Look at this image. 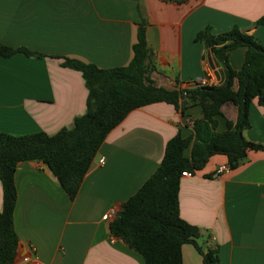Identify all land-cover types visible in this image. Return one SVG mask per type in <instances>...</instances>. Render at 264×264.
Listing matches in <instances>:
<instances>
[{"label": "crops", "instance_id": "crops-1", "mask_svg": "<svg viewBox=\"0 0 264 264\" xmlns=\"http://www.w3.org/2000/svg\"><path fill=\"white\" fill-rule=\"evenodd\" d=\"M262 16L264 0H0V43L42 55L0 56V132L72 128L86 112L88 88L80 71L62 65L63 57L101 68L126 66L143 19L156 66L152 79L184 90L216 76L206 56L210 50L196 40L204 27L220 34L236 26L264 46V26L256 23ZM246 50L229 53L234 70L242 68ZM222 111L219 132L238 117L232 102ZM201 117L200 105L183 109L181 101L179 107L160 101L132 110L99 147L74 199L46 163L19 162L14 222L20 243L12 264H22L25 256L27 264H145L112 235L106 214L122 209L158 169L167 142L179 131L193 135V122ZM249 118L245 137L264 144V105L257 98ZM222 164L227 156L216 154L192 177H182L180 215L200 229L204 247L219 248L220 264H264V150H249L241 164L217 175ZM182 252L183 264H203L193 244Z\"/></svg>", "mask_w": 264, "mask_h": 264}, {"label": "trees", "instance_id": "trees-1", "mask_svg": "<svg viewBox=\"0 0 264 264\" xmlns=\"http://www.w3.org/2000/svg\"><path fill=\"white\" fill-rule=\"evenodd\" d=\"M177 4L189 0H171ZM264 26V16L256 21ZM133 57L126 66L101 68L80 59L63 57L62 65L80 71L88 88L85 114L75 118L72 128L55 134L38 131L13 135L0 132V181L3 208L0 211V264L15 261L20 239L14 213L18 199L15 173L21 161L46 163L71 199H74L88 173L99 147L112 129L134 109L165 101L179 107L200 105L203 117L193 122L194 133L179 131L166 145L164 157L154 174L134 193L110 222L112 235L139 252L145 264H183V246L193 244L203 257V264H220L219 248L203 246L200 229L180 215L179 191L183 171L203 169L210 158L224 154L231 169L241 164L249 150H264V144L248 140L244 131L250 127L249 110L257 98L264 105V46L254 36L233 27L214 34L204 27L196 37L203 41L224 70L222 83L184 90L158 86L151 74L154 54L148 45L145 20L138 24ZM226 42L220 45V42ZM247 48L240 70H234L229 53ZM17 52L38 55L26 47L0 43V56ZM232 102L238 108L235 122L228 120L225 131H217V116L222 106Z\"/></svg>", "mask_w": 264, "mask_h": 264}, {"label": "built area", "instance_id": "built-area-1", "mask_svg": "<svg viewBox=\"0 0 264 264\" xmlns=\"http://www.w3.org/2000/svg\"><path fill=\"white\" fill-rule=\"evenodd\" d=\"M219 83H220L219 79L216 76L212 75V78L211 79L208 78V77H205L204 79H200L197 84H199L201 86H211V85H217ZM104 161H105L104 158H101L100 159V163L101 164H103ZM230 169L231 168H230V166L228 164H222V165H220L217 168L216 174L217 175H220V174H222V173H224L226 171H229ZM193 175H194V172H190V171H183L182 172V177L183 176L184 177H192ZM118 212L119 211L116 208H113V209H111V210H109L107 212L106 218L108 220H111L112 221L116 217V215L118 214ZM35 251H36L35 248L32 247L31 252H32L33 255H34L33 252H35ZM28 262H29V257L28 256H25L21 263L22 264H27Z\"/></svg>", "mask_w": 264, "mask_h": 264}, {"label": "water", "instance_id": "water-1", "mask_svg": "<svg viewBox=\"0 0 264 264\" xmlns=\"http://www.w3.org/2000/svg\"><path fill=\"white\" fill-rule=\"evenodd\" d=\"M225 42H226V40L221 41L220 45L224 44ZM206 56L210 62L212 69H214V71H215L216 77L219 79L220 83H222L225 79V74H224L223 68L221 67L220 63L214 58L211 51H207ZM195 86H196V84L190 85V87H195ZM23 259L24 258H22L20 262H22Z\"/></svg>", "mask_w": 264, "mask_h": 264}]
</instances>
